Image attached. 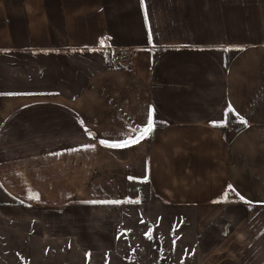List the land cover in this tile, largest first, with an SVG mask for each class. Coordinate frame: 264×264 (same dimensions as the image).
I'll return each mask as SVG.
<instances>
[{"label": "crops", "instance_id": "crops-1", "mask_svg": "<svg viewBox=\"0 0 264 264\" xmlns=\"http://www.w3.org/2000/svg\"><path fill=\"white\" fill-rule=\"evenodd\" d=\"M72 49L109 55L75 95L0 90V213L107 246L149 190L192 207L199 264H264V0H0V54Z\"/></svg>", "mask_w": 264, "mask_h": 264}, {"label": "rangeland", "instance_id": "rangeland-1", "mask_svg": "<svg viewBox=\"0 0 264 264\" xmlns=\"http://www.w3.org/2000/svg\"><path fill=\"white\" fill-rule=\"evenodd\" d=\"M108 59L104 51L81 49L0 54V90L73 96ZM152 197L146 190L124 202L112 240L99 247L75 246L68 236L45 237L34 220L0 213V264H199L192 207ZM235 249L227 244L208 261L219 264Z\"/></svg>", "mask_w": 264, "mask_h": 264}, {"label": "snow or ice", "instance_id": "snow-or-ice-1", "mask_svg": "<svg viewBox=\"0 0 264 264\" xmlns=\"http://www.w3.org/2000/svg\"><path fill=\"white\" fill-rule=\"evenodd\" d=\"M232 109L231 106L229 105L228 111L226 112V115H228L229 113H231ZM242 122H244L242 120ZM246 123V122H244ZM154 127V122L152 120L151 117L148 118L147 122H146V126H144L143 128H137L134 129L133 132L137 133L138 135H136L134 138H130V140H126L124 143H113V144H106L105 141H101L102 144H106V146L109 147H127L131 144H135V143H139L140 140L144 139L145 137H147L148 135L151 134L152 130ZM130 137H132V133H130ZM240 199H243V197H240Z\"/></svg>", "mask_w": 264, "mask_h": 264}, {"label": "built area", "instance_id": "built-area-1", "mask_svg": "<svg viewBox=\"0 0 264 264\" xmlns=\"http://www.w3.org/2000/svg\"><path fill=\"white\" fill-rule=\"evenodd\" d=\"M135 57V49L132 47H118L110 55V65L130 67Z\"/></svg>", "mask_w": 264, "mask_h": 264}]
</instances>
